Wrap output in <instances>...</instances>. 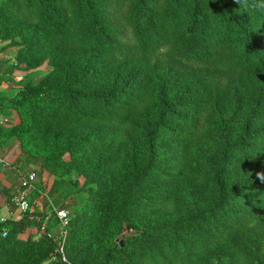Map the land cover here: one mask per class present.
I'll return each mask as SVG.
<instances>
[{"label":"trees","instance_id":"1","mask_svg":"<svg viewBox=\"0 0 264 264\" xmlns=\"http://www.w3.org/2000/svg\"><path fill=\"white\" fill-rule=\"evenodd\" d=\"M0 36L10 74L48 65L0 96V154L14 136L51 196L85 176L68 262L264 264V0H0ZM46 217L0 222V264H66Z\"/></svg>","mask_w":264,"mask_h":264},{"label":"rangeland","instance_id":"2","mask_svg":"<svg viewBox=\"0 0 264 264\" xmlns=\"http://www.w3.org/2000/svg\"><path fill=\"white\" fill-rule=\"evenodd\" d=\"M10 40L11 39H4L0 36V62H3L2 65H0V96L2 95L7 98H11L16 94V92L22 85V81L27 75L38 79L40 76L48 72L47 60H45L37 68L31 70L30 73L17 68L13 71L12 74H10L8 72V67L16 62L15 54L19 48L18 46L7 45ZM220 80L219 83L224 84V80ZM19 121L20 117L13 107L9 106L7 113H0V126H2L3 128H9ZM2 139L4 141V152L0 154V186L4 184L2 183L4 180V177H2V175L5 176V179L10 180L11 190H18V187L21 184V177L23 175L34 173L35 178L32 182L30 190H28L25 195V200L27 202V207L25 209H21L16 204L14 199L15 196L8 199L6 195L0 192V222H3L9 218L18 219L22 215V213L25 212L27 208H29L30 210L44 211L47 216L45 220H47L49 216H52L53 213L56 212V210L63 209L68 212V223L72 210L79 208L81 203L87 197L86 191H76L77 186L81 187L84 185L85 176L77 170L72 169L64 175L65 180L68 181L67 184L63 185L62 187V189L65 190L64 193L51 196L49 195L48 191L57 176L47 171H40V167L38 163L35 162L34 158H32L30 161H27L23 158L19 159L22 149L19 145L18 140L14 136L7 135L3 136ZM65 157L68 158V155H66ZM263 168L264 166H261V170ZM5 199L8 202H6ZM7 207L12 208L13 212L8 211ZM13 216L16 218H12ZM61 229L62 226L58 222V225L47 234L49 237H52L57 242V244H62L63 246L62 242L64 240V236L60 234ZM65 230L67 234V224L65 226ZM41 231L38 232L34 228H27L20 234V236H31L36 238ZM130 233V231L125 230L121 234L120 238H125ZM53 258L54 255L50 254L45 260L44 264H49L50 260Z\"/></svg>","mask_w":264,"mask_h":264},{"label":"built area","instance_id":"3","mask_svg":"<svg viewBox=\"0 0 264 264\" xmlns=\"http://www.w3.org/2000/svg\"><path fill=\"white\" fill-rule=\"evenodd\" d=\"M34 178H35L34 173L25 174V175H23L21 177V184H20V186H19V188L17 190V193L15 195V198H14L16 204L21 209H25L27 207V202L25 200V195H26L27 191L30 190ZM55 213H56V217L59 220V224H61V226H62L60 234L62 236H64V238H65V234H66L65 226H66L67 220H68V212H66L63 209H59V210H56ZM58 250L62 254V261H64L66 264H74V263L68 262L67 259L65 258L64 254H63L62 244H60V247H59Z\"/></svg>","mask_w":264,"mask_h":264},{"label":"crops","instance_id":"4","mask_svg":"<svg viewBox=\"0 0 264 264\" xmlns=\"http://www.w3.org/2000/svg\"><path fill=\"white\" fill-rule=\"evenodd\" d=\"M2 86V85H1ZM2 177H4L3 179V182L2 183H4L3 185L5 186V187H9L10 185H11V182H10V180H8V179H5V176L4 175H2ZM1 197V196H0ZM6 200V199H5ZM6 202H8L7 200H6ZM6 206V205H5ZM1 208V207H0ZM7 209H8V211H11V212H13V209L12 208H8L7 207ZM19 217V216H18ZM17 217V218H18ZM12 218H16V217H12Z\"/></svg>","mask_w":264,"mask_h":264},{"label":"clouds","instance_id":"5","mask_svg":"<svg viewBox=\"0 0 264 264\" xmlns=\"http://www.w3.org/2000/svg\"><path fill=\"white\" fill-rule=\"evenodd\" d=\"M236 3L240 4L242 0H235Z\"/></svg>","mask_w":264,"mask_h":264},{"label":"water","instance_id":"6","mask_svg":"<svg viewBox=\"0 0 264 264\" xmlns=\"http://www.w3.org/2000/svg\"><path fill=\"white\" fill-rule=\"evenodd\" d=\"M120 245H121V246L123 245V241H120Z\"/></svg>","mask_w":264,"mask_h":264}]
</instances>
